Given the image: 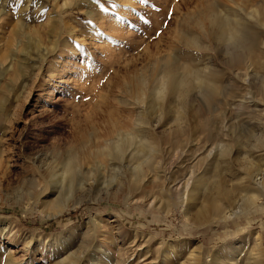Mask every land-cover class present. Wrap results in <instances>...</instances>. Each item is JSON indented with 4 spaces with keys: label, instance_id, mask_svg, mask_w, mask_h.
Returning a JSON list of instances; mask_svg holds the SVG:
<instances>
[{
    "label": "rangeland",
    "instance_id": "1",
    "mask_svg": "<svg viewBox=\"0 0 264 264\" xmlns=\"http://www.w3.org/2000/svg\"><path fill=\"white\" fill-rule=\"evenodd\" d=\"M0 264H264V0H0Z\"/></svg>",
    "mask_w": 264,
    "mask_h": 264
},
{
    "label": "bare ground",
    "instance_id": "2",
    "mask_svg": "<svg viewBox=\"0 0 264 264\" xmlns=\"http://www.w3.org/2000/svg\"><path fill=\"white\" fill-rule=\"evenodd\" d=\"M75 204L78 206L80 203H79V202H76ZM60 205H61V204H60ZM76 205H75V207H76ZM73 206H74L73 204H69V205H66V204H65V205L62 206V207L64 208V207H73ZM60 207H61V206H60ZM60 207H59V208H60ZM62 207H61V208H62ZM73 208H74V207H73ZM58 211H60V210H58ZM60 212H61V211H60ZM231 215H233V214H230L229 216H231Z\"/></svg>",
    "mask_w": 264,
    "mask_h": 264
}]
</instances>
